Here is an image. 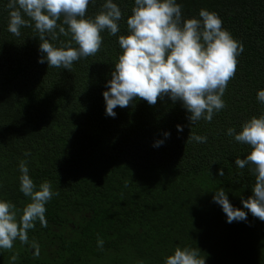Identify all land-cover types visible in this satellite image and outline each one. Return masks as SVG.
Wrapping results in <instances>:
<instances>
[{"label": "trees", "instance_id": "obj_1", "mask_svg": "<svg viewBox=\"0 0 264 264\" xmlns=\"http://www.w3.org/2000/svg\"><path fill=\"white\" fill-rule=\"evenodd\" d=\"M240 145L264 0H0V264H264Z\"/></svg>", "mask_w": 264, "mask_h": 264}, {"label": "clouds", "instance_id": "obj_2", "mask_svg": "<svg viewBox=\"0 0 264 264\" xmlns=\"http://www.w3.org/2000/svg\"><path fill=\"white\" fill-rule=\"evenodd\" d=\"M243 150V154L246 156L242 159L237 167L238 168H248V166L252 163L251 169L255 170L259 173L258 177L256 175L253 176V181L251 185V192L254 196L246 217H242L238 223V226H242L243 228L252 231L255 230V225L261 226L264 225V159L263 162H255L251 159L248 149L240 145ZM235 163V160H234ZM234 165V164H233Z\"/></svg>", "mask_w": 264, "mask_h": 264}]
</instances>
